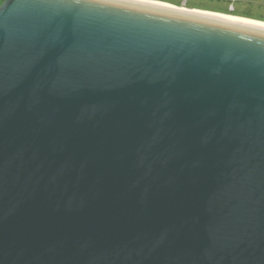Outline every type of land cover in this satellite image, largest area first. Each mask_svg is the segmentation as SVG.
<instances>
[{"label":"water","instance_id":"water-1","mask_svg":"<svg viewBox=\"0 0 264 264\" xmlns=\"http://www.w3.org/2000/svg\"><path fill=\"white\" fill-rule=\"evenodd\" d=\"M0 264H264V21L6 0Z\"/></svg>","mask_w":264,"mask_h":264},{"label":"rangeland","instance_id":"rangeland-1","mask_svg":"<svg viewBox=\"0 0 264 264\" xmlns=\"http://www.w3.org/2000/svg\"><path fill=\"white\" fill-rule=\"evenodd\" d=\"M170 3L176 6H185L186 8L199 9L234 16L251 18L253 16L264 17V0H157ZM2 2V3H1ZM4 0H0L3 4ZM186 4H188L186 6ZM236 6V13H228ZM248 15V16H246ZM264 21L263 19L252 18Z\"/></svg>","mask_w":264,"mask_h":264},{"label":"trees","instance_id":"trees-1","mask_svg":"<svg viewBox=\"0 0 264 264\" xmlns=\"http://www.w3.org/2000/svg\"><path fill=\"white\" fill-rule=\"evenodd\" d=\"M188 4H186V6H187ZM236 6H234V9L233 10H229L228 11V13H233V14H237L236 13ZM246 16H248V15H246ZM251 18H257V19H263L264 20V17L263 16H260V17H258V16H253V15H249Z\"/></svg>","mask_w":264,"mask_h":264},{"label":"crops","instance_id":"crops-1","mask_svg":"<svg viewBox=\"0 0 264 264\" xmlns=\"http://www.w3.org/2000/svg\"><path fill=\"white\" fill-rule=\"evenodd\" d=\"M5 1H6V0H4V2H5ZM4 2H3V3H4ZM1 3H2V2H1ZM1 3H0V6L2 5Z\"/></svg>","mask_w":264,"mask_h":264}]
</instances>
